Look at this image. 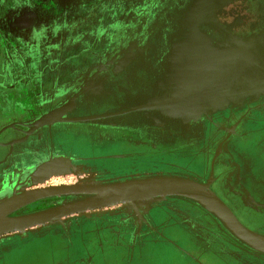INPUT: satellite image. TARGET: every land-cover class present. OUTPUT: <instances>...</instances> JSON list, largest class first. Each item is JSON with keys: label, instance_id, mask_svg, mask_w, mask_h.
<instances>
[{"label": "flooded vegetation", "instance_id": "obj_1", "mask_svg": "<svg viewBox=\"0 0 264 264\" xmlns=\"http://www.w3.org/2000/svg\"><path fill=\"white\" fill-rule=\"evenodd\" d=\"M74 1L82 0H0V116L10 115L0 125V201L36 188L31 175L48 162H54L49 169L52 178H73L45 186L105 183L152 174L200 182L211 178V189L238 219L264 235L262 207L241 202L242 192L229 191L225 183L227 159L241 151L230 148V141L245 135L243 127L257 121L258 113H253L260 106L230 107L206 119L190 120L170 117L163 110L151 112L157 105L151 102H135L140 95L148 98V88L150 94L155 87L166 88L161 79L170 72L166 67L170 56L183 57L179 52L190 43H199L198 35L220 36L225 21L218 16L216 30L202 26V19L222 0H213L214 4L211 0H103L104 11L91 15L74 6ZM226 14L236 19L234 12ZM10 76L18 78L10 83L5 79ZM134 111L142 112L138 119L146 124L147 131L140 138L125 135L119 123ZM112 146L126 150L107 152ZM84 197H46L13 215ZM118 211L71 215L62 223L4 237L0 264H8L16 251L34 241H53L55 236L63 238L59 248L69 250L50 264H81L103 229L109 238L98 244L95 256L102 261V250L116 248L110 253L121 264L137 254L143 257L148 240L163 237L175 224H186L195 242L204 250L213 249L227 264H264V253L235 238L217 217L191 199L168 197L141 216ZM120 238L122 246H114ZM79 243L82 252H78Z\"/></svg>", "mask_w": 264, "mask_h": 264}, {"label": "water", "instance_id": "obj_2", "mask_svg": "<svg viewBox=\"0 0 264 264\" xmlns=\"http://www.w3.org/2000/svg\"><path fill=\"white\" fill-rule=\"evenodd\" d=\"M225 4V1H220L213 12L203 16L202 26L210 24L208 27L219 29L217 17H220L219 10L223 9ZM221 33L219 29V35ZM188 37L195 38V35ZM196 37L200 38L199 43L193 42L190 46L184 47L179 52L184 56H175L174 66L172 70L169 69L172 72L169 83L171 94L168 95L169 106L163 111L173 110L186 116L192 115L195 111L210 114L228 106H240L249 91L258 92L264 88L261 82L250 83L254 78L248 77L250 79L246 80L249 72L241 60L246 59L243 53L246 46L249 47L247 44L243 43L241 48L233 50L223 46L219 40L220 36L216 39L204 34ZM53 163H45L32 173L33 185L43 184L54 176L53 173H49ZM211 180L210 178L208 182H200L180 175L152 174L105 183L37 186L0 201V239L28 230L41 229L52 223H62L71 215L88 212H107L109 209H116L141 216L142 211L149 210L154 204L168 197H182L195 201L217 217L224 227L245 245L264 253V235L251 230L238 219L230 207L211 189ZM61 195L86 197L32 213L13 215L32 202ZM108 238L105 236V230H101L91 243L93 246L89 248L90 254L80 263L110 264L112 259L115 261V255L110 252L116 251V248L104 252L102 250L101 253H104L102 261L95 256V248L99 243L104 244ZM119 240L114 246H122L124 240L121 238Z\"/></svg>", "mask_w": 264, "mask_h": 264}, {"label": "rangeland", "instance_id": "obj_3", "mask_svg": "<svg viewBox=\"0 0 264 264\" xmlns=\"http://www.w3.org/2000/svg\"><path fill=\"white\" fill-rule=\"evenodd\" d=\"M224 1L226 2L223 7L225 11L219 15L225 23L222 24L224 28H221L222 33L220 34L221 39L219 40L225 48L233 50L241 48L243 43L249 46H246L245 53H243L246 58L245 61L241 60L242 63H245V67L249 72L246 76V80L254 78L250 83L255 84L261 82V86L264 87V0H222V2ZM211 2L214 4L213 0H211ZM42 4L43 6H49L44 2ZM73 5L76 7H83L81 11L88 10L90 15L91 12L96 13L100 12V10L104 11L103 0H82L74 3ZM226 12H234L236 19L229 18V14H226ZM76 23L77 22H75L74 26H76ZM173 61L174 59H172L171 56L167 59L166 67L168 70H172L174 66ZM1 65L2 64L0 62V78L2 76ZM170 75H172L171 71L166 73L165 79H161V81H164L162 83H164L166 88L155 87L151 94L150 88H148V98H146V96L143 98L140 95L139 99L135 100V102L139 100V104L143 105H147L148 102L157 104L155 108H150L151 112L167 109L168 106L166 103L170 100L168 95L171 94L169 89ZM15 78L18 77H5V79H10V83H13ZM2 93L0 92V109L3 102L1 97ZM246 95L247 97L242 105L249 106L250 104H258L260 106L259 110L253 113H258V119H256L257 121H251L247 126L245 124L243 127V130L246 131L245 135L241 137L238 135L230 141V148L239 147L241 151L240 155L232 153L229 160L227 159L229 176L225 183H227L229 191L233 192L236 190L238 194L242 192L241 194H243V196L241 202H244L247 205H259L263 210L261 212L264 213V88L258 92L249 91ZM230 107L239 106H228L226 108L213 111L210 114L224 111ZM167 112H169L170 117H186V119L190 120L206 119L208 115L206 113H202L201 111H195L190 116H186L185 114H181L173 110H168ZM141 114V111H134L126 113L124 117L120 118L119 123L122 128L121 131L125 135H137L138 138H140V135L146 133V124L142 122V120L138 119L142 116ZM253 114L251 116H253ZM9 119L10 115L0 116V125L7 122ZM109 133H111V130ZM123 150H126V148L122 149L119 146H112L108 147L106 151L119 152ZM240 159L242 160L240 161ZM72 178V176L68 178L66 176H55L52 180L49 179L43 184L36 185V187L52 183L60 184L62 182H69ZM227 197L230 198L228 195ZM185 225H171L168 229L169 231H167L163 237H158L156 240H148L144 246V251L146 253L143 257H140L137 254L134 260H127L126 262H121V264H227L226 262L228 261L219 257L213 249L212 251L204 250L199 243L195 242V236L192 235L193 233L191 230L187 228V225ZM87 237L88 236H86V238ZM83 240L87 241V239ZM62 243L63 238L61 236H55L53 241L48 239L34 241L33 243L27 245L28 247H25L23 251L20 250L22 251L21 253L20 251H16L8 260V264L53 263L54 259L65 256V253L69 250L59 248ZM78 245V252H82L80 243ZM110 264H116L114 259L111 260Z\"/></svg>", "mask_w": 264, "mask_h": 264}, {"label": "crops", "instance_id": "obj_4", "mask_svg": "<svg viewBox=\"0 0 264 264\" xmlns=\"http://www.w3.org/2000/svg\"><path fill=\"white\" fill-rule=\"evenodd\" d=\"M221 10H222V8L219 10V12H221ZM210 24H208V26H209ZM206 27H208L207 25H205ZM205 36H207V34H205V33H203ZM208 37V36H207ZM53 224V223H52ZM49 226V225H48ZM46 227V226H45ZM43 228V227H42ZM144 253H146V252H144ZM59 259V258H58ZM117 260H115V262H116ZM117 263V262H116Z\"/></svg>", "mask_w": 264, "mask_h": 264}]
</instances>
